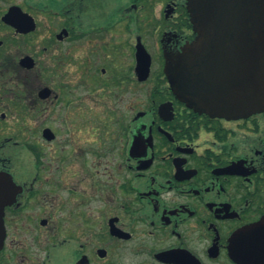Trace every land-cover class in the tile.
<instances>
[{
  "label": "flooded vegetation",
  "instance_id": "1",
  "mask_svg": "<svg viewBox=\"0 0 264 264\" xmlns=\"http://www.w3.org/2000/svg\"><path fill=\"white\" fill-rule=\"evenodd\" d=\"M195 38L186 0H0V264H237L257 223L264 264V112L177 98L166 57Z\"/></svg>",
  "mask_w": 264,
  "mask_h": 264
},
{
  "label": "water",
  "instance_id": "2",
  "mask_svg": "<svg viewBox=\"0 0 264 264\" xmlns=\"http://www.w3.org/2000/svg\"><path fill=\"white\" fill-rule=\"evenodd\" d=\"M186 2L196 38L179 54L167 56L165 65L177 98L214 118L237 120L264 112V0ZM34 27L32 23L26 28ZM137 62L139 81L145 82L151 59L143 45L137 47ZM45 136L51 139V131L46 130ZM2 216L0 208V248ZM262 226L257 223L234 235L230 255L237 264H259L249 259H253L252 244L261 252Z\"/></svg>",
  "mask_w": 264,
  "mask_h": 264
},
{
  "label": "rangeland",
  "instance_id": "3",
  "mask_svg": "<svg viewBox=\"0 0 264 264\" xmlns=\"http://www.w3.org/2000/svg\"><path fill=\"white\" fill-rule=\"evenodd\" d=\"M158 9V8H157ZM125 37H127V36H125L124 34H123V36H122V39L118 36V38H117V40H115L114 38H113V40L111 41V43L113 42V41H115V43L116 42H121L122 40H123V42L121 43V46H123L124 45V43H125ZM109 41H110V39H109ZM115 43H114V45H115ZM150 48H151V52L152 53H155V55H156V52H157V50L156 49H154L151 45H150ZM118 51L120 52V55H121V62H120V65H122L123 66V68L125 69V68H127V66L129 65V61H130V58H129V55H128V51L126 50L125 51V49H123V48H121V49H118ZM92 61V64H93V66H98V67H103V66H105V63L104 62H106V59H103V56H102V59H92L91 60ZM93 72V71H92ZM64 74H66V75H62L61 77H62V79L64 80V82L67 80L66 79V76H67V73L65 72ZM95 74V73H94ZM78 74H75V76H77ZM79 76V75H78ZM149 83H151V81H149L148 83H147V85L149 84ZM144 88H146L145 86H142V87H140L139 88V90H138V94H139V103H140V108H142V105L144 104V102H145V95H144ZM123 108H124V106H122ZM57 114H60V112H59V110H56V112H55V115H57ZM45 124H47L46 122H44V125ZM48 125H51L52 127H55V129L57 130V131H59V130H61V123H60V121H56V120H54V118H52L51 117V121H50V123L48 124ZM62 133V132H61ZM66 134L65 133H62V134H60V138H63V137H66L65 136ZM42 138L40 137V138H36V139H34L36 142H39L40 140H41ZM32 139H16L15 141H19V142H26V141H31ZM47 147H50V146H47Z\"/></svg>",
  "mask_w": 264,
  "mask_h": 264
}]
</instances>
